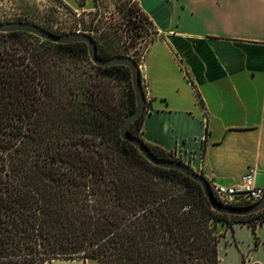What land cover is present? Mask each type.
<instances>
[{
	"label": "trees",
	"instance_id": "obj_1",
	"mask_svg": "<svg viewBox=\"0 0 264 264\" xmlns=\"http://www.w3.org/2000/svg\"><path fill=\"white\" fill-rule=\"evenodd\" d=\"M123 1L136 46L151 24L134 0ZM95 41L99 57L121 55ZM134 108L129 69L93 65L85 43L0 33V264H219L220 227L251 219L255 234L264 210L217 213L196 181L152 165L120 138ZM146 113L129 133L170 159L142 139Z\"/></svg>",
	"mask_w": 264,
	"mask_h": 264
},
{
	"label": "crops",
	"instance_id": "obj_2",
	"mask_svg": "<svg viewBox=\"0 0 264 264\" xmlns=\"http://www.w3.org/2000/svg\"><path fill=\"white\" fill-rule=\"evenodd\" d=\"M134 1L154 39L140 64L147 96L142 139L175 153L209 183L232 186L254 169L264 186V0ZM243 228L251 232L247 225L231 230L235 244L227 254L219 242V264L229 252L241 261L264 252V221L251 232L245 256L237 235Z\"/></svg>",
	"mask_w": 264,
	"mask_h": 264
},
{
	"label": "rangeland",
	"instance_id": "obj_3",
	"mask_svg": "<svg viewBox=\"0 0 264 264\" xmlns=\"http://www.w3.org/2000/svg\"><path fill=\"white\" fill-rule=\"evenodd\" d=\"M62 1L70 7L59 0H0V21L23 22L24 18L27 17L28 22L48 25L64 34L80 30L90 34L94 39H98L100 43L112 47L117 53L131 56L137 64L142 63L145 46L150 43L153 37L150 36V38L145 39L148 40V43L133 51V45L138 39L135 37L133 23L126 14L123 0H82L84 5H80L77 0ZM75 63V60H71V66H74ZM114 83L115 90L120 91L123 84L113 82L112 85ZM169 153L173 154V152ZM242 221V223L233 224L231 229H225L224 226L220 227V232L223 235L220 239L223 255L227 254L229 246L235 244V239L231 235L233 227L247 225L251 219ZM237 235L243 241L241 253L245 256L248 249L247 241L251 242L252 239L251 232H247L243 228L237 231ZM254 258L257 262H253ZM232 260L235 261L234 264L241 262L244 264V260L246 261L245 264L248 260L250 264H264V252L258 251L243 261H241L239 254L235 256V253L229 252L225 258V264H233Z\"/></svg>",
	"mask_w": 264,
	"mask_h": 264
},
{
	"label": "water",
	"instance_id": "obj_4",
	"mask_svg": "<svg viewBox=\"0 0 264 264\" xmlns=\"http://www.w3.org/2000/svg\"><path fill=\"white\" fill-rule=\"evenodd\" d=\"M152 31V30H151ZM11 32H24L32 34L41 40L49 41L55 44H64L69 42H83L87 46V53L91 63L98 67H108L113 65H123L126 66L130 71L131 76V86L134 91L135 97V108L133 111L128 113L119 128L120 138L124 141L131 143L142 157L154 166L174 169L187 177L196 181L209 202L211 208L220 214H225L229 216L244 217L252 214L259 213L264 210V195L263 197L249 205L244 207L239 206H225L220 204L214 197L211 190V186L207 179L190 168L187 164L172 159H163L156 157L150 149L145 145V143L137 137L132 136L129 133V128L137 119H139L145 112L147 107V96L142 83L141 70L139 65L133 60L129 55L113 56L110 58H101L97 53V44L92 36L85 33H69L64 35H55L37 25L28 22H0V33H11ZM153 33V31H152ZM153 37V34L151 35ZM150 40V39H149ZM154 40V39H152ZM148 43V40H142L139 42V46H144Z\"/></svg>",
	"mask_w": 264,
	"mask_h": 264
},
{
	"label": "built area",
	"instance_id": "obj_5",
	"mask_svg": "<svg viewBox=\"0 0 264 264\" xmlns=\"http://www.w3.org/2000/svg\"><path fill=\"white\" fill-rule=\"evenodd\" d=\"M74 32L84 33L80 30ZM138 65L141 70V65ZM170 159L180 161L175 153L170 154ZM210 186L215 199L225 206H238L243 202L253 204L259 201L264 195V186L256 183V171L254 169H249L235 185L224 186L217 183H210Z\"/></svg>",
	"mask_w": 264,
	"mask_h": 264
},
{
	"label": "flooded vegetation",
	"instance_id": "obj_6",
	"mask_svg": "<svg viewBox=\"0 0 264 264\" xmlns=\"http://www.w3.org/2000/svg\"><path fill=\"white\" fill-rule=\"evenodd\" d=\"M69 7V6H68ZM0 22H3V21H0ZM23 22H24V20H23ZM28 23H31V24H34V25H37V26H39V27H41V28H43V29H45V30H47L44 26H48V25H40V24H35V23H32V22H28ZM50 27V26H49ZM51 28H53V27H51ZM54 29V28H53ZM57 30V29H56ZM47 31H49V30H47ZM49 32H51V31H49ZM57 32H59L58 30H57ZM52 33V32H51ZM53 34H55V33H53ZM67 34H69V33H67ZM153 33H152V31H151V29H147V31L144 33V38L142 39V40H145V39H147V38H150V36L152 35ZM55 35H64V33H62V32H59L58 34H55ZM94 39V38H93ZM95 40V39H94ZM141 40V41H142ZM49 42V41H48ZM136 46H138V45H136ZM136 46H133L134 48H133V51H136Z\"/></svg>",
	"mask_w": 264,
	"mask_h": 264
}]
</instances>
